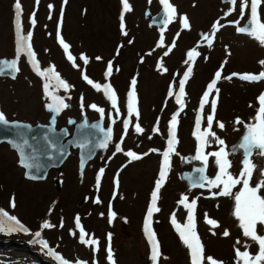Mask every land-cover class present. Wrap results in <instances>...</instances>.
I'll return each mask as SVG.
<instances>
[{
    "label": "rangeland",
    "instance_id": "rangeland-1",
    "mask_svg": "<svg viewBox=\"0 0 264 264\" xmlns=\"http://www.w3.org/2000/svg\"><path fill=\"white\" fill-rule=\"evenodd\" d=\"M14 2L0 0V62L6 58L16 59ZM170 2L177 9V16L160 30L149 24L144 15L146 8L156 12L161 5L159 0H151V3L149 0H129L132 10L126 13L123 12L122 0H67V3L64 0H39V4L36 0H21L23 28L33 34L31 43L41 69L54 66L60 77L72 85L70 90H65L57 86L55 79L48 81L49 91L64 97L70 105L58 114V125L66 124L68 117L80 119L86 115L89 121L100 119V114L89 107L95 103L105 109L104 123L112 127L113 138L106 150L90 160L83 175L79 171L77 152H74L61 169L50 170L43 180L26 178L16 151L8 143H0V208L15 215L30 230L28 233L0 232V264H59L38 242L36 231L41 232L40 239L47 240L50 247L73 264L78 260L88 264H111L107 260L109 233L112 234L111 247L116 264H152L144 222L151 204V193L162 168V153L167 149L169 122L176 112L180 113L179 143L176 145L179 155L171 157L172 166L159 194L161 211L153 217V228L162 253L159 264H191L189 249L171 223L173 212L178 222H186L187 210L178 204L183 194H187L189 200L200 197L196 209L197 232L206 256L223 261V264H236L235 248L243 251L245 241L252 245L250 251L253 254L258 251V245L243 236L233 215V197H212L211 191L217 189L191 187L183 178L182 171L193 164L202 165L201 161L192 159L198 146L193 133L196 119L201 115L199 105L203 93L217 71H221L222 78L217 83L219 98L213 130L226 141L229 150L241 141L244 127L235 125L234 121L239 117L249 122L255 116L259 106L257 98L264 93V81L247 82L232 74L264 71V66L259 63L264 60V46L249 35L238 32L237 25L230 23L240 19L239 0L236 11L230 16H225V12L231 5L221 0ZM32 13H35V25L31 24ZM261 13L264 17V5ZM185 15L190 22L188 29L183 27ZM247 17L246 14L240 25ZM217 20L223 27L215 33L209 46L204 36H211ZM61 36L70 45L67 51L59 42ZM169 48V54L164 55ZM193 49L199 55L185 63ZM69 53L76 58L75 63L68 59ZM82 55L88 56L87 64L81 59ZM96 57L102 59L97 60ZM109 61L113 65L111 76L107 75ZM161 64L168 69L167 72L163 71ZM18 67L15 78L0 76V110L10 119L46 122L50 113L46 106L50 99L44 89L45 79L33 69L26 55L20 56ZM189 67L192 73L185 83L186 95L182 97L185 107L181 111L176 97L179 95V82ZM84 75L94 83L113 86L119 98V113L112 109L102 90L98 91L87 83ZM228 76L232 79H225ZM133 79L136 80L140 111L138 122L144 132H135L133 125L137 120L133 116L132 125L121 144L124 152H116L115 146L123 135V120L128 118L126 102ZM214 97L215 93L209 100ZM209 113L210 105H205L204 115ZM113 119L115 124L111 123ZM216 121H222L225 128L219 129ZM157 127L158 132L155 130ZM202 127H206V121H202ZM234 128H239V131ZM218 147L212 143L207 151H215ZM129 150L142 158L131 160L126 155ZM230 159L233 162L231 171L236 174L242 168V150ZM252 159L258 171L264 170V157L254 154ZM101 168L105 170L103 177H99ZM258 171L254 172L253 186ZM216 172L210 158L206 175L214 177ZM56 178L61 180L59 187L56 186ZM117 179L118 187L115 184ZM241 187L237 185L233 192H238ZM13 198L15 207L11 203ZM97 199L101 203H96ZM112 211L117 213L114 220ZM205 214L207 218L217 220L219 226L207 224ZM77 215L89 236L99 241L98 251L79 242V230L75 224ZM45 221L55 227L44 229ZM224 230L229 231V236H223ZM73 231L77 233L75 236L71 234Z\"/></svg>",
    "mask_w": 264,
    "mask_h": 264
},
{
    "label": "snow or ice",
    "instance_id": "snow-or-ice-1",
    "mask_svg": "<svg viewBox=\"0 0 264 264\" xmlns=\"http://www.w3.org/2000/svg\"><path fill=\"white\" fill-rule=\"evenodd\" d=\"M226 3L231 5L229 10L225 12V16H230L232 12L236 11V6L238 0H225ZM36 3L39 4V0H36ZM64 3H67V0H64ZM151 3V0H149ZM159 3L163 5V11L165 14L164 24L165 26L168 23H171L177 16L176 7L170 2V0H159ZM123 12H129L132 10L129 0H122ZM264 5V0H239L240 8V19L230 21V23L237 25V31L240 33H245L257 40L261 46H264V17H262L261 6ZM51 8L52 6L49 5ZM14 23H15V34H16V59L12 61H3L0 62V74H3L5 69H10L13 72H18V61L20 56L26 55L28 61L31 63L33 69L37 74L45 79L44 89L48 95L50 102L47 104V108L50 112L59 114L64 109L70 107L68 103L65 102V98L62 96L55 95L53 92L49 91V82L51 79H55L58 87H62L65 90H70L72 85L64 81L58 72L55 71V67H50L46 70H42L40 67V62L36 58L37 54L33 49L32 41V32H25L22 22L23 7L21 0H15L14 2ZM247 14V24L240 26V21L245 19ZM62 16V13H61ZM31 24H36L35 13L31 15ZM183 27L185 29L190 28V22L188 17L183 16ZM121 20L123 21V14L121 15ZM124 25L122 24V28ZM223 25L217 20L213 24V31L211 36H204V40L207 41L208 45L211 46L213 43V37L215 33L220 30ZM127 35V32L123 33ZM60 44L67 51L70 48V45L65 42L64 38L61 36L59 40ZM161 45L163 44V36L161 37ZM172 46H175L173 41ZM171 51V48L164 55H168ZM199 55L195 49L188 53V60L185 63L193 60L195 56ZM68 59L75 63L76 58L73 57L70 53ZM81 59L85 64L89 62L87 55H82ZM97 60L102 59L101 57H96ZM259 63L264 66V60L259 61ZM79 67V65H76ZM163 68V71L167 72L168 69L164 68L163 65H160ZM113 72L112 62L109 61L107 64V75L111 76ZM192 73V68L189 67L183 75V79L179 82V95L176 97L177 103L180 105V110L182 111L185 107V102L182 99L186 95L185 93V83L188 81ZM232 76H239L240 79L247 82H260L264 81V71H260L258 74L254 73H233ZM232 76L225 77V79L231 80ZM13 78H15L13 76ZM83 78L87 81L88 84L93 85L98 91H103V94L107 97V100L111 102L112 109L119 113V98L116 90L111 84L101 85L99 83H94L87 75H84ZM222 75L221 71L215 73L214 79L207 85V90L203 93L202 100L200 102L199 108L201 115L197 117L195 122V131L193 133L195 139L198 142L196 154L192 159L201 161L202 167L195 169V172L199 175L192 179L191 187H200L208 189H217L218 191H211V196H223V197H233L235 201V208L233 215L239 222V227L242 229L243 236L248 238L252 243L258 245V251L252 253L250 251L251 244L248 241H245L244 250L240 248H235L236 264H264V194H261L264 191V170H257L256 164L253 162V155L264 157V93H261L258 96V108L256 109V114L251 118L249 122H245L241 118L237 117L234 121L235 125H242L244 127V134L241 138V141L233 145L231 150L226 144V141L217 135L216 131L213 130V123L215 121V114L217 110V103L219 98V88L217 83L221 80ZM215 93V97L210 101L209 97L211 94ZM172 93H169L171 95ZM127 119L123 120V135L121 136L120 142L116 144V152H124V148L121 147L123 143L124 135H127L130 125H132L133 116H135L137 122L133 125L136 133H143L144 129L141 127L138 122L140 111L138 108V98L136 93V80L131 81V91L127 95ZM205 105H210V113L206 116L204 115ZM83 97H81V107L83 108ZM250 107L252 105H249ZM90 108L98 112L103 119L105 115V109L99 107L95 103L89 105ZM179 112H176L169 122V134L167 139V149L163 151V162L162 168L159 173V179L156 181L155 189L151 193V204L147 209L146 219L144 222V233L146 234L147 240L151 246L150 259L152 264H159L162 253L160 248V242L158 240L157 234L153 228V217L155 213L161 211L158 206L160 190L166 182L168 173L171 169V157L173 154L179 155L176 152V145L179 143L177 136L178 129V117ZM202 121H206V127H202ZM75 123V121H70ZM112 124L116 123V120L111 121ZM219 129L223 130L225 124L222 121H216ZM0 124L10 125L5 112L0 110ZM52 124H55V116L52 118ZM11 126L15 129V134L19 138L16 141H12V144L17 148L21 155V163L28 168L30 171L35 170L39 167L34 161L36 159L35 152L36 149L33 148L29 143V135L32 131L31 125L22 124L19 122H13ZM91 127L97 129L99 132H102L103 139L93 143L91 139H85L80 146L88 149L89 153L94 151L96 148L107 149L109 142L113 138V129L108 127L106 130L101 128L99 124H93L89 126L87 123L80 126L81 132H84L85 129ZM157 132L159 128L155 129ZM234 130L239 131V128H234ZM51 131H55L54 127ZM46 145L48 148L55 150L56 152L63 154V148L59 145L57 141L49 138L48 135L44 136ZM215 143L218 145V149L215 151H207L210 144ZM242 150L243 159L240 162L242 168L236 174H234L231 169L233 167V162L230 159V156H233L236 152ZM151 151H157L152 149ZM126 155L131 158V160H140L142 156L137 154L135 151H127ZM144 155H147L145 153ZM210 158H212V164L217 169V172L214 177H209L206 175V170L209 165ZM104 168L99 170V177H103ZM258 171V178L253 186L252 180L254 172ZM97 179V187H99L100 179ZM37 178V177H33ZM191 178V177H190ZM116 186H119V180L115 181ZM237 185H242L241 189L238 192H233V189ZM199 196L189 200L187 194H183L182 198L178 201L179 205H182L184 209L187 210V219L186 222L181 224L177 220L176 213L173 212L171 215V223L175 227L176 232L178 233L183 244L189 249V255L191 264H205V261L208 264H223V261L217 260L214 257L205 255L204 245L201 241V238L197 232V221H196V209L198 205ZM12 207H15V200H12ZM96 203H101L99 199L96 200ZM103 215V213L101 214ZM117 216L115 211L111 212V218L114 220ZM206 223L212 225L213 227H218L219 222L212 218H207ZM76 227L79 230V242L88 246L93 247L96 251L99 250V241L95 238L89 236V233L85 231V228L81 224L79 215L75 218ZM258 225L260 230L258 231ZM61 226L63 223L61 222ZM44 229H50L55 227V225L45 221L42 225ZM30 230L27 228L15 215H10L9 212L5 211L3 208H0V232H24L28 233ZM72 235L77 233L73 231ZM229 231L224 230L223 236H229ZM35 237L38 239V242L42 244L44 249H47L48 255L54 257L59 264H73L72 261L66 259L62 254L57 252L54 248L49 246L47 240L40 239L41 232L36 231ZM112 234H108V247H107V260L111 264H116L114 259L113 250L111 247ZM237 243H240L237 240ZM75 264H88L87 261L78 260L75 261Z\"/></svg>",
    "mask_w": 264,
    "mask_h": 264
},
{
    "label": "water",
    "instance_id": "water-1",
    "mask_svg": "<svg viewBox=\"0 0 264 264\" xmlns=\"http://www.w3.org/2000/svg\"><path fill=\"white\" fill-rule=\"evenodd\" d=\"M226 3L225 0H221ZM144 15L148 18V22L151 25L157 26L160 30L165 26L164 18L165 14L163 11V5L160 8L152 13L150 8H146ZM248 19V17H247ZM247 19L240 26L247 24ZM12 58H6L4 61H12ZM17 75V72H13L10 69H5L3 74L0 76H9L13 78ZM47 107V106H46ZM48 110V108H47ZM49 111V110H48ZM50 112V111H49ZM55 116V124H52V118ZM8 118V117H7ZM10 125L0 124V143H8L10 148L14 149L18 155V163L24 168V176L31 180H43L47 177L50 170H59L61 169L63 163L68 158L70 154L77 152L78 155V166L80 174H84V170L87 164L92 160L99 152H102L106 149L96 148L94 151L89 153L88 149L83 148L80 144L87 138L91 139L93 143H96L103 139V133L99 132L97 129L88 127L81 132L80 126L87 123L89 126L93 124H99L101 128L105 130L108 127L104 123V119H98L95 121H89L86 115H83L80 119H75L74 117H68L66 124L58 125V115L50 112L46 122H29L20 119H10ZM70 121H75L71 123ZM13 122H19L22 124L31 125L32 131L29 135L30 145L36 149L35 152V163L39 167L35 170H29L21 163V155L17 148L12 144V141H16L19 138L15 134V129L11 126ZM54 127L55 131H51ZM112 128V127H111ZM48 135L49 138L57 141L59 145L63 148V154L56 152L55 150L48 148L44 136ZM109 146V145H108ZM202 167L201 164H193L188 169L182 171V176L188 181L191 185L192 179L196 178L199 174L195 172V169ZM37 177V178H33ZM191 177V178H190ZM56 186L61 185V180L56 178Z\"/></svg>",
    "mask_w": 264,
    "mask_h": 264
}]
</instances>
